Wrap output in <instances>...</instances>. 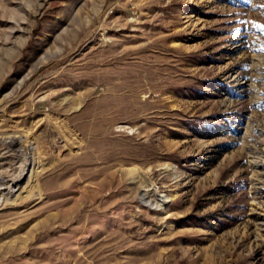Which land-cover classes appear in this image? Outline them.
Masks as SVG:
<instances>
[{
  "label": "rangeland",
  "instance_id": "1",
  "mask_svg": "<svg viewBox=\"0 0 264 264\" xmlns=\"http://www.w3.org/2000/svg\"><path fill=\"white\" fill-rule=\"evenodd\" d=\"M0 264H264V0H0Z\"/></svg>",
  "mask_w": 264,
  "mask_h": 264
},
{
  "label": "bare ground",
  "instance_id": "2",
  "mask_svg": "<svg viewBox=\"0 0 264 264\" xmlns=\"http://www.w3.org/2000/svg\"><path fill=\"white\" fill-rule=\"evenodd\" d=\"M18 181V180H17Z\"/></svg>",
  "mask_w": 264,
  "mask_h": 264
}]
</instances>
